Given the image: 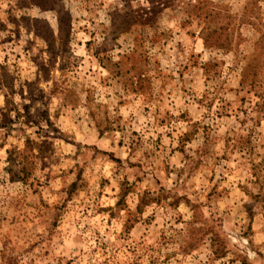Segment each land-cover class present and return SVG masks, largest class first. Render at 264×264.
I'll return each mask as SVG.
<instances>
[{"label": "rangeland", "instance_id": "374dc122", "mask_svg": "<svg viewBox=\"0 0 264 264\" xmlns=\"http://www.w3.org/2000/svg\"><path fill=\"white\" fill-rule=\"evenodd\" d=\"M0 264H264V0H0Z\"/></svg>", "mask_w": 264, "mask_h": 264}, {"label": "trees", "instance_id": "16d2710c", "mask_svg": "<svg viewBox=\"0 0 264 264\" xmlns=\"http://www.w3.org/2000/svg\"><path fill=\"white\" fill-rule=\"evenodd\" d=\"M24 153L25 152H21V153H19V158L20 157H23V159H27V156L26 155H24ZM15 160H17V159H15ZM15 160L14 159H11V161L13 162H15ZM16 162H18L19 164H21L22 163V160H20V161H16ZM25 171V168H24V166H23V168H22V170H21V172L23 173ZM192 230H194V227H192L191 228ZM211 244H212V247H213V252H214V254L215 255H218V256H223V255H225V251H223V249H222V245H221V243H220V241H219V239H218V236L215 234V233H213V235H212V237H211ZM195 245L193 244V242H190L189 244H188V246L187 247H189V248H193Z\"/></svg>", "mask_w": 264, "mask_h": 264}]
</instances>
